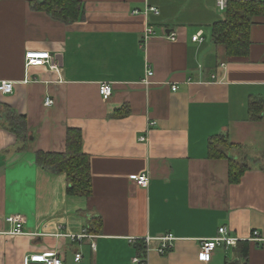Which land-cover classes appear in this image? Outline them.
I'll list each match as a JSON object with an SVG mask.
<instances>
[{
    "label": "crops",
    "instance_id": "crops-1",
    "mask_svg": "<svg viewBox=\"0 0 264 264\" xmlns=\"http://www.w3.org/2000/svg\"><path fill=\"white\" fill-rule=\"evenodd\" d=\"M32 1L0 0V80L15 83L0 91V264H36L29 257L45 252L64 264H264V113L249 107L264 106V13L252 19L249 52L229 56L212 38L226 18L216 0H81L72 23ZM28 51H49L58 69L27 68ZM71 128L90 158V196L68 194L66 175L37 162L38 152H64ZM222 134L242 146L228 153L247 166L238 182L228 158L211 156ZM8 215L25 217L23 234L10 233ZM222 226L240 241L203 261L201 242ZM167 235L172 246L159 253Z\"/></svg>",
    "mask_w": 264,
    "mask_h": 264
},
{
    "label": "trees",
    "instance_id": "trees-1",
    "mask_svg": "<svg viewBox=\"0 0 264 264\" xmlns=\"http://www.w3.org/2000/svg\"><path fill=\"white\" fill-rule=\"evenodd\" d=\"M36 10L45 11L53 18L65 23L80 19L83 12L81 0H33ZM264 13V0L250 2H232L226 12V18L212 26V38L216 44L225 45L229 56H244L249 52L250 27L254 16ZM252 117L259 118L264 108L258 101H250ZM11 121L25 130V119L9 107ZM17 126V125H16ZM26 139V137H25ZM210 153L213 157H226L230 161V179L238 182L247 166L241 161L231 158V151H242V146L229 142L227 135H215L210 139ZM37 162L46 168L64 173L68 181V194L90 196L92 194V175L90 158L84 153L82 134L71 128L67 134V147L64 152H38ZM141 256L145 257L146 247L138 244ZM247 254V253H246ZM145 264V263H141Z\"/></svg>",
    "mask_w": 264,
    "mask_h": 264
},
{
    "label": "built area",
    "instance_id": "built-area-1",
    "mask_svg": "<svg viewBox=\"0 0 264 264\" xmlns=\"http://www.w3.org/2000/svg\"><path fill=\"white\" fill-rule=\"evenodd\" d=\"M255 0H216V7L219 12L226 14L229 4L232 2H250ZM148 12L159 13V10L156 7H150ZM153 28L148 29V33H152ZM168 38L171 40L177 39V33H171L168 35ZM193 41H202L201 33H198L192 37ZM26 67L30 68L33 66H44L50 65L52 68L58 69V66L54 64L53 56L49 51H28L25 56ZM153 75V71L148 70V77ZM32 79L27 76L25 83H28ZM147 81V80H146ZM15 83L8 80H0V91L3 93H12L14 90ZM177 85H173V89L177 90ZM100 94L103 99L108 100L112 97L113 88L111 83L103 82L99 88ZM53 100L51 98L46 99V105H52ZM147 140V136L141 137V141ZM136 183L144 188L148 187L150 183V175L147 172H143L136 177ZM6 221L14 225V229L10 231L12 234H23L24 233V223L26 221L23 215H8ZM74 238H81L83 235L72 236ZM254 237L260 239L258 231H255ZM152 238H148L147 242H151ZM159 241L158 252L164 253L167 249L171 248L172 241L174 240L172 235L162 236L156 238ZM240 241L239 238L230 235L227 227L222 226L219 228V233L217 236L205 239L201 242V258L205 262H209L214 254V251L218 246L224 245L226 247L235 246ZM82 258L81 253H76L75 260L78 262ZM30 263L36 264H64V260L58 252H45V253H36L29 257ZM134 262L141 264L144 263V260L136 257Z\"/></svg>",
    "mask_w": 264,
    "mask_h": 264
},
{
    "label": "rangeland",
    "instance_id": "rangeland-1",
    "mask_svg": "<svg viewBox=\"0 0 264 264\" xmlns=\"http://www.w3.org/2000/svg\"><path fill=\"white\" fill-rule=\"evenodd\" d=\"M73 264V263H72Z\"/></svg>",
    "mask_w": 264,
    "mask_h": 264
}]
</instances>
